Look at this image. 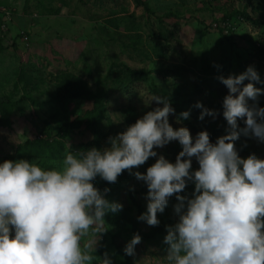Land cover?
I'll return each instance as SVG.
<instances>
[{"label":"rangeland","instance_id":"obj_1","mask_svg":"<svg viewBox=\"0 0 264 264\" xmlns=\"http://www.w3.org/2000/svg\"><path fill=\"white\" fill-rule=\"evenodd\" d=\"M242 13L264 22V0H0V103L11 112L10 124L0 122V163L25 159L59 167L68 152L87 151L83 146L95 137L86 122L96 117L112 133L98 141L99 150L111 148L112 139L164 106L150 100L155 90L190 111L189 123L169 114L174 128L187 127L194 140L208 131L216 143L231 131L220 105L227 87L221 77L251 66L261 78L255 86L264 89V25ZM129 70H144L148 79L128 84ZM197 102L217 115L201 120ZM67 122H75L73 133L62 126ZM238 125L246 126L242 119ZM257 141L242 133L235 147L244 158L240 146ZM182 150L174 140L114 183L95 178L94 186L123 208L105 216L108 230L91 252L93 264H103L105 253L113 264H168L164 241L179 221V201L169 198L157 226L138 219L147 212L149 189L135 172L146 173L160 156L175 163ZM199 167L193 157L191 170ZM194 192L189 182L181 195ZM136 234L142 240L135 255H126Z\"/></svg>","mask_w":264,"mask_h":264},{"label":"clouds","instance_id":"obj_2","mask_svg":"<svg viewBox=\"0 0 264 264\" xmlns=\"http://www.w3.org/2000/svg\"><path fill=\"white\" fill-rule=\"evenodd\" d=\"M246 79L250 82L241 89ZM221 82L229 89L223 115L231 131L216 143L208 131L194 140L187 127L174 128L169 114L175 109L166 97L152 95L150 100L164 106L112 139L111 148L68 152L59 167L48 169L25 159L0 163V264H93L91 252L108 230L105 216L123 208L93 181L99 176L116 182L124 170L145 164L157 156V148L174 140L183 148L175 163L160 156L146 173L135 172L149 189L147 212L138 219L157 226V214L169 198L175 194L179 201V221L168 228L164 241L168 264H264V159L255 154L242 158L235 147L242 133L264 142V107L249 104L264 89L255 86L261 78L251 66ZM196 107L203 109L201 120L217 115L202 102ZM189 115L184 111L178 120ZM193 157L200 165L196 171L191 170ZM189 182L195 184L193 198L181 195ZM141 240L134 235L125 254L134 256ZM102 261L113 264L107 253Z\"/></svg>","mask_w":264,"mask_h":264},{"label":"trees","instance_id":"obj_3","mask_svg":"<svg viewBox=\"0 0 264 264\" xmlns=\"http://www.w3.org/2000/svg\"><path fill=\"white\" fill-rule=\"evenodd\" d=\"M242 15L244 17H246L255 26L261 27V26L264 25V22H261L260 20L252 19L247 13H242ZM127 74L132 80V81L128 82V84H133L135 82H142V81H145V80L148 79V73L146 71H144V70H140V71H138V70H129V72ZM120 86L121 87H125V82H122L120 84ZM242 88H243V86H241V89ZM154 92L157 95L161 96V94L157 90H155ZM228 94H229V89H228V87H226L224 89L223 93L220 95L222 97V102H221L220 105L222 106L223 110H224L223 102H224L225 97ZM237 95H238V93H237ZM169 102L171 103L172 107L175 109V113H177L178 116H181V113H183L185 110H183V108L180 105H178L176 101H174V100L170 101L169 100ZM249 104L250 105H256L258 107H264V93L259 95L257 100H255V101L249 99ZM0 112H1V115H2L1 118H0V122L3 125L10 124L11 123V112L5 106H3L1 103H0ZM182 120L187 122V123H189V119H187V120L182 119ZM226 121L227 120L225 119V122ZM62 126L68 132L73 133L75 131V128H74L75 122H73V123L67 122V123H64ZM86 130L91 131L94 134L95 139L89 141L87 144H85L83 146V148L85 150H90L92 148L99 149L100 143L98 141L104 140L105 138L111 137L109 135H112V133L105 134L101 130L100 121H99V119L97 117L87 120V122H86ZM218 130H219V128L217 129V131ZM240 151L245 153L244 158H247L248 156H250L252 154H255L258 158L264 159V142H261V141L258 140L255 146H253L249 142L246 144V146H245V143H243V145L240 146Z\"/></svg>","mask_w":264,"mask_h":264}]
</instances>
